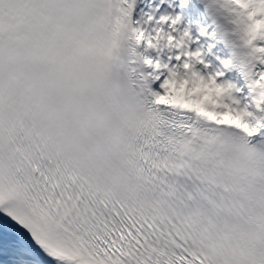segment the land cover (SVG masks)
Instances as JSON below:
<instances>
[{"label":"snow or ice","instance_id":"1","mask_svg":"<svg viewBox=\"0 0 264 264\" xmlns=\"http://www.w3.org/2000/svg\"><path fill=\"white\" fill-rule=\"evenodd\" d=\"M0 264H264V0H0Z\"/></svg>","mask_w":264,"mask_h":264}]
</instances>
